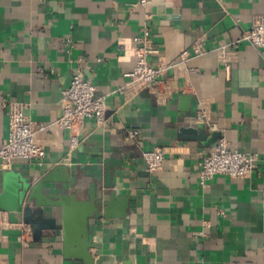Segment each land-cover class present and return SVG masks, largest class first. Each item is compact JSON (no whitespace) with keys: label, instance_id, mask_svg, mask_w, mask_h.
Returning a JSON list of instances; mask_svg holds the SVG:
<instances>
[{"label":"crops","instance_id":"0c3cea01","mask_svg":"<svg viewBox=\"0 0 264 264\" xmlns=\"http://www.w3.org/2000/svg\"><path fill=\"white\" fill-rule=\"evenodd\" d=\"M139 3L0 0V147L14 105H24L35 126L49 127L36 135L46 152L41 164L16 161L0 170V264H84L66 257L62 235L26 236L27 225L12 223L8 208L29 180L58 165L77 176L78 168L111 161L117 197L128 198L129 209L124 218L91 220V253L101 264H264V49L234 45L264 17V0ZM147 30L158 51L152 65L178 62L200 40L207 50L167 73L176 91L163 105L152 88L118 92L135 66L133 38ZM224 45L229 50L221 55ZM79 71L107 96L108 109L104 123L84 122L69 155V132L55 123L62 91ZM201 112L214 129L196 122ZM126 129L141 138L125 141ZM199 130L210 143L191 138ZM221 138L231 150L257 155L256 170L247 179L219 175L203 185L200 163ZM156 147L165 149V162L151 174L142 153Z\"/></svg>","mask_w":264,"mask_h":264},{"label":"built area","instance_id":"2783aa9c","mask_svg":"<svg viewBox=\"0 0 264 264\" xmlns=\"http://www.w3.org/2000/svg\"><path fill=\"white\" fill-rule=\"evenodd\" d=\"M148 0H140L141 6H146ZM247 42L256 49H264V17L257 16L249 31L234 43ZM135 66L125 75L126 85L118 92L128 90L142 92L147 88L155 90L156 102L160 105L168 103L173 97L175 82L168 79L167 73L190 59L201 57L207 53L203 40L198 41L192 51L181 54L178 62L168 63L162 58L157 65H152L150 57L157 53L151 46L150 32L147 30L143 36L133 38ZM229 46H221L218 51L221 55L227 54ZM62 117L56 125L69 132L68 154L76 151L81 143L83 124L87 119H95L99 124L105 122L107 112V96L98 95L94 82L84 79L79 71L70 85L62 91L61 99ZM9 135L6 143L0 147V170H4L16 161H26L41 164L46 158V152L36 140L39 132L47 130L48 126H35L24 113V105H14L8 114ZM197 123L214 129L207 112H201L196 119ZM125 141H135L141 138L137 129H126L123 133ZM147 170L151 174L158 173L165 162L166 151L162 148H153L142 153ZM258 156L231 150L227 141L221 138L217 141L211 152L205 155L200 163V181L205 185L208 181L219 175L236 179H247L256 170ZM10 213H8L9 217ZM26 236L31 238L32 228L27 225Z\"/></svg>","mask_w":264,"mask_h":264},{"label":"water","instance_id":"95a60500","mask_svg":"<svg viewBox=\"0 0 264 264\" xmlns=\"http://www.w3.org/2000/svg\"><path fill=\"white\" fill-rule=\"evenodd\" d=\"M191 138L210 143L202 130ZM113 163L78 168L77 176H72L67 166L58 165L37 182L29 180L20 202L8 208L10 221L30 226L35 241L62 235L66 257L84 264H101L102 260L91 253L96 248L90 241L91 220L100 215L105 219L124 218L129 209V199L117 197ZM88 178L92 181L85 191ZM117 204L119 211L114 215Z\"/></svg>","mask_w":264,"mask_h":264}]
</instances>
